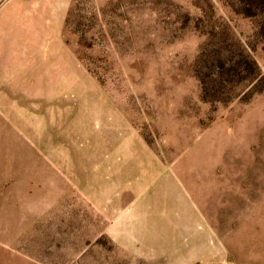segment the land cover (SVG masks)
I'll list each match as a JSON object with an SVG mask.
<instances>
[{
    "label": "rangeland",
    "instance_id": "374dc122",
    "mask_svg": "<svg viewBox=\"0 0 264 264\" xmlns=\"http://www.w3.org/2000/svg\"><path fill=\"white\" fill-rule=\"evenodd\" d=\"M0 264H264V0H0Z\"/></svg>",
    "mask_w": 264,
    "mask_h": 264
}]
</instances>
